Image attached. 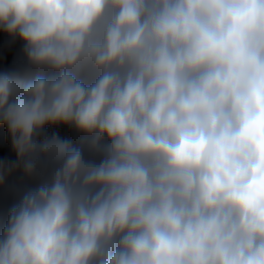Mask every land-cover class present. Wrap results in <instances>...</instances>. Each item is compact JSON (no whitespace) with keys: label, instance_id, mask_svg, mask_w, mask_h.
I'll use <instances>...</instances> for the list:
<instances>
[{"label":"clouds","instance_id":"obj_1","mask_svg":"<svg viewBox=\"0 0 264 264\" xmlns=\"http://www.w3.org/2000/svg\"><path fill=\"white\" fill-rule=\"evenodd\" d=\"M0 264H264V0H0Z\"/></svg>","mask_w":264,"mask_h":264},{"label":"rangeland","instance_id":"obj_2","mask_svg":"<svg viewBox=\"0 0 264 264\" xmlns=\"http://www.w3.org/2000/svg\"><path fill=\"white\" fill-rule=\"evenodd\" d=\"M0 49L12 51L19 55L22 50V44L19 40L13 41L7 35L0 33Z\"/></svg>","mask_w":264,"mask_h":264}]
</instances>
